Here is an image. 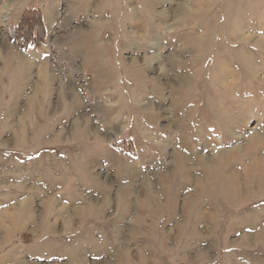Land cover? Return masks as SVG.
Returning <instances> with one entry per match:
<instances>
[{
	"label": "rangeland",
	"instance_id": "obj_1",
	"mask_svg": "<svg viewBox=\"0 0 264 264\" xmlns=\"http://www.w3.org/2000/svg\"><path fill=\"white\" fill-rule=\"evenodd\" d=\"M26 1L58 21L0 111V264H264V0Z\"/></svg>",
	"mask_w": 264,
	"mask_h": 264
},
{
	"label": "crops",
	"instance_id": "obj_2",
	"mask_svg": "<svg viewBox=\"0 0 264 264\" xmlns=\"http://www.w3.org/2000/svg\"><path fill=\"white\" fill-rule=\"evenodd\" d=\"M10 1L0 0V19L3 16L8 15L10 17V24H15L19 20L20 15H21L19 10L22 8L25 9V8L29 7L30 5L27 4L26 0L25 1L24 0H13V1H11V3H10ZM32 6H41V4L36 3V4H33ZM41 7L43 9L44 21L46 24V28L48 30V39L46 41L45 46H43V47L49 48V46H51L52 42H53L52 32H53L54 28L57 27L58 18L53 20L50 23L48 21V19L50 17L48 10L45 9V6L44 7L41 6ZM55 10L57 11L58 8H56ZM51 39H52V42H50ZM6 42H8L6 40V38L0 36V66H2V67H0V73L2 74L0 76V91H1L0 95L2 98H5L4 99L5 102H3V105L1 106L2 108L0 111L3 114H6L8 112H12L14 114H16V113L19 114L21 111L24 112V110H25V109L20 108V103H21V101L24 100V97L26 96V94H28V92L26 91V82H27V77L25 75L26 70L22 71V69L20 67L21 61L24 58H21L20 54H22L24 57H26L30 62H32V64H35V63L42 64V62H44L45 59H42L41 56H39L40 54L38 53V51L40 48L39 49L38 48L33 49L29 53L31 55L30 56L29 54L22 53L21 50L14 49L15 47L14 48L10 47V45L6 44ZM13 49H14V51H13ZM33 54L36 55V57H37L36 59H34ZM29 58H31V59H29ZM10 67H12V70L14 71V73L17 74L16 79H13L14 78L13 76L6 74V71H11V69H7ZM23 73H24V75L22 76ZM6 87H9V88L14 87L15 91L11 92L10 94L2 92ZM20 97L23 98L21 101H20ZM12 109H13V111H12ZM39 158L40 157H36L33 160H38ZM68 177H70L69 178L70 182L72 181V184L70 183L72 187L74 185L78 184L79 180L77 179V175L74 176V172L71 175H69ZM79 179H81V178H79ZM45 189H47V188H45ZM96 254H98V253H96V252L92 253L89 251L87 254V257H88L87 261L86 262L84 261L82 264H91V261L94 259H99V260H95V261H99V262L110 261V259H108L109 255H106L107 253H105V254L102 253L103 257L100 255H96ZM97 256H99L100 258H97ZM74 264H76V263H74Z\"/></svg>",
	"mask_w": 264,
	"mask_h": 264
},
{
	"label": "trees",
	"instance_id": "obj_3",
	"mask_svg": "<svg viewBox=\"0 0 264 264\" xmlns=\"http://www.w3.org/2000/svg\"><path fill=\"white\" fill-rule=\"evenodd\" d=\"M6 36L24 52L43 46L48 31L44 26L42 9L37 6L27 8L16 24L9 25Z\"/></svg>",
	"mask_w": 264,
	"mask_h": 264
},
{
	"label": "bare ground",
	"instance_id": "obj_4",
	"mask_svg": "<svg viewBox=\"0 0 264 264\" xmlns=\"http://www.w3.org/2000/svg\"><path fill=\"white\" fill-rule=\"evenodd\" d=\"M189 12H190V11H189ZM190 13H191V12H190ZM186 15H188V14H186ZM186 15H185V16H186ZM192 15H193V14H192Z\"/></svg>",
	"mask_w": 264,
	"mask_h": 264
}]
</instances>
